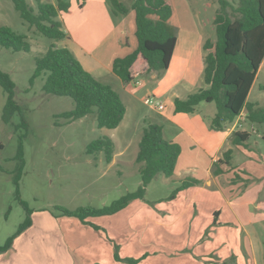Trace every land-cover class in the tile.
Instances as JSON below:
<instances>
[{
    "label": "rangeland",
    "instance_id": "obj_1",
    "mask_svg": "<svg viewBox=\"0 0 264 264\" xmlns=\"http://www.w3.org/2000/svg\"><path fill=\"white\" fill-rule=\"evenodd\" d=\"M121 1L128 6L132 2ZM170 1L175 12L171 23L179 37L171 66L164 71L141 72L138 69L134 71L132 81L117 82L116 87L124 97L127 112L117 128L109 129L98 126L95 112L69 123L64 117L58 116L72 110L75 101L69 96L46 94L43 91L48 72L37 77L33 85L30 83L36 67L35 58L52 43L66 47L68 39L56 41L44 36L22 18L13 0H0V26L6 25L17 33L25 34L32 44L29 52L14 51L0 45V68L8 72L16 83L15 98L28 122L27 127L17 128L16 124L21 121L19 114H15L9 123L2 120L6 94L0 86V245L17 232L26 217V210L17 198V186L14 182L20 164L16 155L22 135L25 165L19 182L20 193L21 198L33 210L32 225L17 235L13 246L0 255V264H75L77 259L79 262L89 260L91 264H96L93 259H98L102 264H170L172 256L193 253V250L187 248L186 242L179 244L174 241L177 250L170 243V223L176 221L183 226L189 220L186 211L188 194L180 195L177 192L179 197L176 201L173 200L176 196L170 198L179 185L163 174H158L147 186L144 198L132 200L114 215L93 217L88 222H83L78 217L67 216L57 209V206L70 210L86 206L101 208L128 192L136 191L141 185V163L136 161V157L144 127L149 123L164 124V137L171 140L172 131L178 127L168 121L166 116L173 109L174 95L185 99L190 94L208 88L205 82L207 52L204 44L207 39H217L214 17L221 10L222 0ZM227 1V9L235 17L233 7L238 5V0ZM27 2L31 6L36 5L35 0ZM82 2L78 4L74 0L72 4L70 1L69 11L61 12L62 18L76 21L83 16L85 11L80 10ZM74 14L76 17H73ZM101 81L106 82L104 78ZM124 83L126 90L123 89ZM148 97H153L165 108H152L145 102ZM248 100L264 106V64ZM197 111L210 122L211 128L218 111L216 103L203 101L198 105ZM234 122L226 128H242L238 122ZM244 127L251 134L249 150L256 154V163L252 164L262 170L264 124H252L248 121ZM103 136H110L115 140L116 159L111 163L106 161L103 152L89 154L87 151L91 141ZM244 160L246 157L238 154L234 162ZM246 167L245 165L244 170L231 171L232 179L229 183H239L241 191L253 182L245 174ZM260 181H264V178L255 180V187L247 190L246 197H252V194L258 192L261 185L257 184ZM200 185L203 182L197 184L198 187L194 190L202 189ZM207 198L201 195V199L206 200L204 205H199L201 221L208 216L207 208L214 205L220 207L218 200L209 202ZM258 201L262 202L264 198ZM252 209L253 206L250 205L249 210L254 211ZM229 229H220L219 233L229 236ZM232 232L235 234L237 231L232 229ZM239 232L241 234L242 229ZM207 233L210 234V229ZM196 234L197 232L193 233L195 236ZM76 237L97 240L101 245H95V248H100V257H94L91 246H86L77 257V249L70 240ZM235 238H230L232 244L222 245L219 251L223 253L226 248H234ZM261 238L264 239L262 236ZM208 250L204 245L198 247L196 252ZM238 252L241 254L237 255L247 257L244 244L238 245ZM93 253L96 254L97 251ZM211 255L217 263V257L213 253ZM130 259H135V262Z\"/></svg>",
    "mask_w": 264,
    "mask_h": 264
},
{
    "label": "trees",
    "instance_id": "obj_2",
    "mask_svg": "<svg viewBox=\"0 0 264 264\" xmlns=\"http://www.w3.org/2000/svg\"><path fill=\"white\" fill-rule=\"evenodd\" d=\"M13 1L22 18L44 36L56 41L70 38L59 18L61 12L69 11V0H57L56 3L35 0V7L27 0ZM109 2L114 14H127L130 9H134L137 26V47L130 54L115 58L114 73L124 82H130L134 79V70L143 64L145 70L141 72L167 70L178 41L176 29L170 23L174 14L173 3L170 0H133L128 6L121 0ZM228 5L227 0H222L221 10L214 17L216 41L207 39L204 44L207 52L205 82L208 88L190 94L185 99H174L175 113H193L201 102L214 101L218 109L211 124L214 130H224L244 110L247 111V119L252 124H264V106H258L248 100L264 60V0H238V5L233 7L235 17L228 11ZM0 45L14 51L29 52L32 49V44L25 34L17 33L6 25L0 26ZM35 62V71L30 79L32 85L37 77L48 72L43 91L46 94L69 96L75 101L72 110L58 116L64 117L69 123L95 112L100 128L115 129L122 123L127 107L120 93L86 70L68 47H59L52 43L45 52L35 58ZM0 86L6 94L2 120L9 123L15 114H19L21 121L16 127H27L28 122L22 107L15 98L16 83L11 75L1 68ZM250 135L247 130L234 131L232 143L236 146H248ZM87 151L89 154L103 152L106 161L110 163L114 158L115 141L110 136H103L91 141ZM181 152L180 143L164 137L161 124L149 123L144 127L136 157V161L141 163V185L136 191L128 192L101 208L86 206L70 210L57 206V209L67 216L78 217L83 222H88V219L93 217L116 214L132 200L144 198L147 186L158 174L171 177L175 173ZM232 155L233 149L230 148L224 152L222 159L215 162V174L224 172L220 164L230 165ZM16 159L20 164L14 182L17 186V198L26 210V217L17 232L0 245V255L9 250L16 236L33 223V210L21 198L19 186L25 165L23 135ZM199 183L201 181L193 177L184 179L170 198H174L177 192ZM130 261L135 262V259Z\"/></svg>",
    "mask_w": 264,
    "mask_h": 264
},
{
    "label": "crops",
    "instance_id": "obj_3",
    "mask_svg": "<svg viewBox=\"0 0 264 264\" xmlns=\"http://www.w3.org/2000/svg\"><path fill=\"white\" fill-rule=\"evenodd\" d=\"M70 1L73 4L74 0ZM77 2L80 4L82 1L77 0ZM90 4L92 5L91 7ZM80 10L82 12L85 11L84 15H81L76 21L62 18L61 13L59 15L62 22L64 21L65 30L70 34V38H68L65 46L74 53L85 69L94 77L100 81L104 78L106 80L104 83L110 84L118 91L116 84L119 81L122 83L123 80L114 73L113 62L115 58L126 56L137 47L135 10L131 9L127 14H114L109 0H84ZM70 13H72V7ZM75 15L73 17H76ZM173 16L174 14L170 18V23ZM263 64L264 60L261 67ZM144 65L138 66L135 70H145ZM124 85L123 89L126 90V84L124 83ZM118 92L125 103L122 93ZM176 97L178 96L174 95L173 98L175 99ZM174 99L173 109L170 115L166 116V119L178 127L177 130L172 131L173 137L171 141L180 143L182 145V152L177 161L175 173L168 179L180 185L184 179L193 177L200 180L201 183L203 182V185L199 186L202 187L200 190L198 188L194 190L198 186L193 185L179 191L180 195L188 194L186 211L189 214V220L183 226L182 223L176 221L170 223V243L177 250L178 247L174 241H178L179 244H185L186 242L187 248L193 250V253L187 252L183 256H172L170 257V261H172L170 264H241V262L264 264V239L261 238V236L264 237V201H258L260 198H264V181H260L257 184L261 185V188L256 194H252V197H246L247 190L255 187V180L259 181L261 178H264V168L260 170L252 164L256 163V154L252 150H249V142L248 146H236L232 143V133L236 131L234 126L230 129L214 130L210 128V122L206 121L197 110L193 113H175ZM239 120L244 121L246 126L249 121L246 110L241 113L234 124ZM161 125L164 131L165 126L164 124ZM246 130L249 132L248 129ZM230 148L233 149L230 165L220 164L224 172L215 174L214 168H217L215 162L222 159L224 152ZM238 154L244 155L246 160L235 163L234 159ZM115 159L116 156H114L111 162L115 161ZM262 163L264 164V161ZM245 165L248 167H246L245 174L249 175L248 180L252 179L253 182L245 187L244 191H241L238 188L240 186L239 183L230 184L229 182L232 179L231 171L244 170ZM250 166L253 167L251 168ZM201 195L208 197L209 202L218 200L220 206L217 208L214 205L210 209L207 208L208 216L204 221L200 219L199 205H204L206 200L201 199ZM178 197L179 194L173 200L176 201ZM223 202H225V206H223ZM250 205L253 206L252 210L254 211L249 210ZM194 228L197 229L193 231ZM223 228H230V231L227 232L229 236L224 235V237L219 233V230ZM208 229H210V234L207 233ZM232 229H236L237 232L234 234ZM239 229H242L241 234ZM195 232H197L196 236L193 235ZM234 237H236L235 247L231 249L226 248L221 253L219 251L220 247L224 244H232V241L229 239ZM70 240L72 245L77 249V255L86 246H91L94 257L99 258L102 254L99 247L95 248V245H101L97 240L92 238L80 239V237L71 238ZM239 244L246 246V258L237 255L239 253ZM204 245L210 251L196 252L198 247L200 248ZM95 250L97 251L96 254L93 253ZM212 253L213 256L217 257V263L212 258ZM234 256L236 259L233 258ZM93 260L96 264H102L98 259ZM228 260L231 262H227ZM75 264L91 263L89 260L79 262L77 259V261L75 260Z\"/></svg>",
    "mask_w": 264,
    "mask_h": 264
},
{
    "label": "built area",
    "instance_id": "obj_4",
    "mask_svg": "<svg viewBox=\"0 0 264 264\" xmlns=\"http://www.w3.org/2000/svg\"><path fill=\"white\" fill-rule=\"evenodd\" d=\"M145 102L148 104V105H150L152 108H158L159 110H163L164 108H165V106L162 104V103H159L158 101H155L154 100V98L153 97H148V98H146L145 99ZM238 123H239V125L242 127L241 129H236V131L237 130H239V131H244V130H246L245 129V124H244V121H238Z\"/></svg>",
    "mask_w": 264,
    "mask_h": 264
}]
</instances>
